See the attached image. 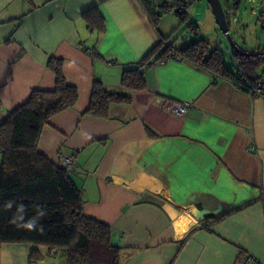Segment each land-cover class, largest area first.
<instances>
[{
	"label": "crops",
	"instance_id": "0c3cea01",
	"mask_svg": "<svg viewBox=\"0 0 264 264\" xmlns=\"http://www.w3.org/2000/svg\"><path fill=\"white\" fill-rule=\"evenodd\" d=\"M92 7L101 33L82 17ZM158 40L138 0H0V123L33 89L53 88L47 61L61 59L78 98L43 126L38 148L58 164L73 157L83 213L110 226L121 263H264V97L175 56L144 69L145 89L123 87V70ZM94 79L131 103L83 115ZM168 101L192 106L177 116ZM32 251L33 264H67L34 243H0V264H30Z\"/></svg>",
	"mask_w": 264,
	"mask_h": 264
},
{
	"label": "trees",
	"instance_id": "16d2710c",
	"mask_svg": "<svg viewBox=\"0 0 264 264\" xmlns=\"http://www.w3.org/2000/svg\"><path fill=\"white\" fill-rule=\"evenodd\" d=\"M138 1L159 40L140 61L123 70V87L145 89L144 69L168 61L174 53L229 79L248 93L259 80L264 83L257 72L264 65V45L252 51L239 48L247 53L244 55L232 49L236 64V69L232 70L221 51L210 48L209 43L198 36L194 22L186 27L194 37L185 36L181 46H176L175 42L182 33H159L158 24L168 13L174 12L181 20H186L185 10L176 9L180 0ZM231 1L234 9L240 2ZM82 17L90 29L99 33L105 30L104 18L97 7L86 10ZM258 20L264 31V10ZM47 66L55 75L53 88L33 89L27 100L10 110L0 123V243H34L59 248L65 252L67 264H122L121 248L113 242L110 226L84 215L80 192L68 170L48 159L38 148L43 126L54 115L73 107L78 98V89L64 77L62 60L50 57ZM131 101L130 94L108 91L99 79H94L83 115L107 118L112 104H130ZM40 259L36 251L28 256L30 264Z\"/></svg>",
	"mask_w": 264,
	"mask_h": 264
},
{
	"label": "rangeland",
	"instance_id": "374dc122",
	"mask_svg": "<svg viewBox=\"0 0 264 264\" xmlns=\"http://www.w3.org/2000/svg\"><path fill=\"white\" fill-rule=\"evenodd\" d=\"M220 1L225 13L229 15V34L236 45L247 51H252L264 45V31L261 30L258 20L260 12L264 10V0H240L235 9L233 6H228V4L233 5L231 0ZM184 10L187 15L186 20H181L176 13H168L159 22L161 25L158 24V30L167 32L164 33L166 35L173 31L177 34L182 33L181 36L176 38L175 44L178 46L184 43L185 36L194 37L193 33L186 29L188 23L194 22L198 26V36L205 39L209 43L210 48H218L226 65L230 69L235 70L236 64L231 53L232 48L218 27L208 2L206 0H195ZM257 72L258 75H262V78H264V65H261Z\"/></svg>",
	"mask_w": 264,
	"mask_h": 264
},
{
	"label": "built area",
	"instance_id": "2783aa9c",
	"mask_svg": "<svg viewBox=\"0 0 264 264\" xmlns=\"http://www.w3.org/2000/svg\"><path fill=\"white\" fill-rule=\"evenodd\" d=\"M194 1L195 0H180L176 9L184 10L189 4H191ZM174 56L177 59H181V57L176 53H174ZM249 93L253 96L264 97V83H262V81L259 80L257 85L254 88L250 89ZM191 106L192 103L188 101H168L163 104V109L168 113L177 116H183L186 113L187 109H189ZM61 164L63 167L69 170V168L74 166V159L72 156H64L61 161ZM237 264H264V263L259 261L256 257L250 254H246L242 258H240Z\"/></svg>",
	"mask_w": 264,
	"mask_h": 264
},
{
	"label": "water",
	"instance_id": "95a60500",
	"mask_svg": "<svg viewBox=\"0 0 264 264\" xmlns=\"http://www.w3.org/2000/svg\"><path fill=\"white\" fill-rule=\"evenodd\" d=\"M210 5L215 21L220 28L221 32L224 34L226 39L228 40L230 47L241 54H247L246 52L239 49V47L233 41L231 35L229 34V22L226 17V13L224 11L222 2L220 0H206Z\"/></svg>",
	"mask_w": 264,
	"mask_h": 264
}]
</instances>
